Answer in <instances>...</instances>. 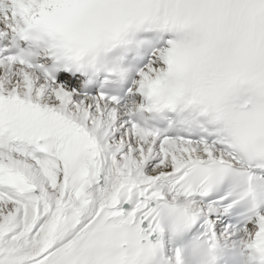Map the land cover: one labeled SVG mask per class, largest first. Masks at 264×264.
<instances>
[{
    "label": "snow or ice",
    "instance_id": "6c2138e0",
    "mask_svg": "<svg viewBox=\"0 0 264 264\" xmlns=\"http://www.w3.org/2000/svg\"><path fill=\"white\" fill-rule=\"evenodd\" d=\"M0 264H264V0H0Z\"/></svg>",
    "mask_w": 264,
    "mask_h": 264
}]
</instances>
